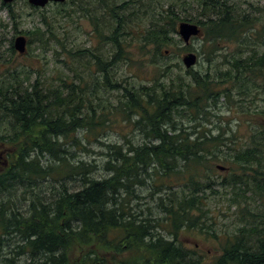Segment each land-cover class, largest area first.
I'll return each instance as SVG.
<instances>
[{"label":"trees","instance_id":"trees-1","mask_svg":"<svg viewBox=\"0 0 264 264\" xmlns=\"http://www.w3.org/2000/svg\"><path fill=\"white\" fill-rule=\"evenodd\" d=\"M73 1L59 3V10L68 12V2L83 6ZM95 1V8L102 7L106 16L90 13V20L114 54L106 58L85 50L104 72L103 89L121 91L115 101L121 105L118 111V104L99 97L100 86L87 91L64 79L63 86H47L40 78L32 82L30 71L0 57V62L10 64L4 72L0 69V148L5 155L0 164V264H264V117L252 125L247 143H226L236 139L237 129L231 127L230 136L222 126L217 134L184 127V118L199 121V116L222 98L226 102L250 95L252 77L264 67V51L246 56L242 50L216 74L188 70L189 76L177 73L174 77L165 68L164 75L170 76L172 84L164 90H156L158 77L151 80L153 85L123 87L109 69L125 57L121 36L130 15L126 10L132 4V14L136 11L142 22L137 10L145 2ZM15 2H1L13 25L9 38L6 32L2 35V40L9 41L11 53H16L14 38L18 33L28 36V50L33 35L43 46L54 36L59 40L56 26L43 12V28L19 29L21 15ZM194 2L182 0L179 5L166 0L160 8L152 7L141 34V49L152 47L154 59L171 53L169 45L178 42L173 34H178L177 24L182 20L198 23L202 37L214 48L221 41H235L240 49L246 46L257 17L233 0H197L198 15L182 14L185 5ZM0 26L7 28L3 22ZM151 50L147 48L143 54ZM242 112L246 122V109ZM259 112L264 114V110ZM111 114L133 123L146 140L141 145L128 143L126 150L122 144L103 142L108 148L103 163L106 173L98 175L99 166L76 159L72 147L89 151L84 140L99 130L105 132L112 123ZM44 158L51 161L44 163ZM217 163L233 165L231 175L217 184L232 186V197L227 199L237 206L233 212L237 226L222 232L215 228V216H209L205 208ZM157 179L184 181L183 186L193 189L160 196V215H156L152 207H140L143 195L139 188L151 180V194L159 193L163 188L157 186ZM74 182L77 185L71 186ZM250 200L259 204L252 207ZM193 228L213 231L221 252L207 259L173 240L182 230ZM24 254L22 262L19 258Z\"/></svg>","mask_w":264,"mask_h":264},{"label":"rangeland","instance_id":"rangeland-1","mask_svg":"<svg viewBox=\"0 0 264 264\" xmlns=\"http://www.w3.org/2000/svg\"><path fill=\"white\" fill-rule=\"evenodd\" d=\"M74 1L83 4V6L68 2L69 4L66 5L68 12H65L64 10H59V3H49L43 8H36L31 5L28 0H16L14 6L17 13L21 15L19 29L28 31L34 29L36 25L42 27V23H44V14L49 23L56 26V33L59 34V40L54 36L48 44L43 46L38 40L37 35H33V42L27 52L21 54L16 50V53L13 54L9 51V41L2 40V35L6 34L7 38H9V35H12L13 25L7 9L1 7L2 0H0V23L3 22L7 24L6 29L0 26V57L13 60L11 64L17 66L20 70L27 69L30 71L32 82L35 79L40 78L47 86H63L64 79L68 82L74 81L77 83L76 85L83 87L87 91H90L95 87L97 89L100 86L98 94L102 101H112L117 105L119 100H117V102L115 101L119 98L121 91L110 92L103 89L105 87V85H103L104 72L99 71L100 68L96 64L95 57L90 51L85 50L90 49L101 55V57L106 58H110L114 54V48L110 44H104L103 40L99 38L100 36L98 32L95 31L96 28L91 22L89 15L90 13L97 12L106 16V11L100 6H96L95 8V0H85L83 2L80 0ZM118 1L121 3L123 0ZM164 1L166 0H144L145 3L137 10L140 18H143L142 22L136 18V11L132 14V11L134 10L132 4H130V6L133 9L128 8V10H126V13H130V15L126 19L127 23L125 24V31L123 30L124 33L121 36L124 47L123 55L125 57L118 60L109 69L113 79L118 81L123 87L129 88L140 85H153L151 80L158 77L155 86L156 90H164L172 84L171 80H169L170 76L164 75L165 68L166 72L171 73L170 75H173L174 77L177 73L189 76L190 74L188 70H197L200 72L210 71L216 74L215 71L223 69V67L229 64V60H233L234 57L240 56V51L242 50L246 53V56L254 53L260 54L264 51V0H233L235 3H238L242 9H246L245 12L257 17L254 26L249 31L248 39H246V48L243 47L240 49L235 41H221L214 48L210 42L202 37L203 33L201 29L200 35L192 36L189 43H186L179 34H173L178 42L176 45H169L171 53H166L162 58L154 59L153 51L151 50L152 47L150 46L147 48L148 51H151L148 55H144L143 52H147V48L144 50L141 49L143 43L141 34L147 27V20L152 12L151 8L156 6H159L160 8ZM173 1L177 2L179 5V2H182V0ZM188 2L194 3L185 5L186 12H182V14L193 13L194 15H198L199 11L197 9L199 7L197 0H188ZM83 7L88 9V13ZM42 12L43 14H41ZM102 20L105 21L106 19L102 18ZM96 21L98 22L99 19ZM180 22L181 21H179L178 24ZM54 26H52V28ZM101 26L105 27V24L102 23ZM61 43H64L65 46H62ZM185 46H190V49H183ZM188 52H195L198 55L197 63L190 68L186 67L183 62V56ZM200 52L203 53L200 54ZM156 63H160L161 66L164 67L161 69L156 66ZM9 66L10 64L1 61V72H4ZM259 70V75L257 77L253 76L252 81L250 82V95L248 94L246 98H240V96L237 98L234 97V101L226 102H224V99L222 98L217 105L208 108V113L201 114L199 116V121L196 120L189 122L187 118H184V121L186 122L184 123V127L189 131L195 130L197 133L204 129H210L212 133L217 134L218 131H220V126H222V129L226 131L225 135L227 136L231 135V133H229L231 127L237 129L236 139H227L226 143L233 144L232 141H235L236 143H245L246 141L247 143L250 134L249 132L253 127L252 125H255L258 121H262L264 117V114L259 112L264 110V67ZM176 83H178V78ZM226 85H230V83ZM120 108L121 105L118 104V108L113 109L118 111ZM243 109H246V122H243V118L245 117L242 112ZM186 116L190 117V113L187 112ZM133 117V120H135L136 117ZM181 117L182 115L179 114V119H181ZM111 120L112 123L110 124V127L106 128L105 132L99 130L96 133L89 134L84 140L87 147L90 148L89 151L72 147V150L76 153V159L96 163L99 166L98 175H104L106 173L103 163L105 159H107V143L122 144L126 150L128 143L141 145L146 140L144 137L145 135L140 132V129L133 123L123 121L121 117H117L114 114H111ZM81 135H83L82 132ZM88 140H90V142ZM103 142L106 144H103ZM3 156L5 158V155ZM50 161L51 160L44 158L43 162L47 163ZM219 164L225 166V168L224 170H221L216 167V172L214 174L215 177H212V179H214L213 186L212 188L208 187V191L206 190L208 196L205 199H207L208 206L205 208L207 209L209 216H215V228L217 231L222 232L225 229L232 230L237 226L233 214L237 209V206L235 204L232 205V203L230 204L232 201L228 200L232 197V186L229 185L228 187H223L217 184V181H221L226 175H231L232 170L230 167L233 165ZM219 164L217 163L216 166ZM165 183L168 185L173 184V186L165 188ZM156 184L157 186L162 185L161 187L163 190L159 191V193L163 196L167 195L169 192H179V195L185 194L193 189L192 187L183 186L184 181L178 183V181L174 180H168L165 182L164 180L157 179ZM76 185L77 182L71 183V186ZM151 186L152 181L150 180V182H147L146 186L139 188V193L143 195L140 200V207L143 209H146L145 207H152L156 215H160L157 214V211L160 208V195L158 191H153L151 194ZM244 188L246 189V186H244ZM215 190L217 192L214 193L213 191ZM199 193L202 195V192ZM135 204L136 200L133 201V205ZM229 204L231 205L230 208ZM250 204L254 207L259 203L258 201L250 200ZM25 205L26 204H23V207H25ZM212 232H201L197 228L182 230L180 233V239H182V241L191 249H198L199 253L207 259H211L221 252L220 240L212 237ZM224 237L225 234L223 233L220 238L223 239ZM20 256L21 258H19V260L22 261L24 260V257H26L25 255Z\"/></svg>","mask_w":264,"mask_h":264},{"label":"water","instance_id":"water-1","mask_svg":"<svg viewBox=\"0 0 264 264\" xmlns=\"http://www.w3.org/2000/svg\"><path fill=\"white\" fill-rule=\"evenodd\" d=\"M5 3H13L15 0H2ZM67 0H28V2L35 6L43 8L49 3H63ZM178 34L186 42L189 43L192 36H198L201 33V27L198 23L191 21H181L177 26ZM15 49L23 54L28 50V38L24 34H18L14 38ZM198 61V55L195 52H188L183 56V62L186 67L190 68L194 66ZM3 152L0 149V164L4 161ZM218 169L224 170L225 166L219 164Z\"/></svg>","mask_w":264,"mask_h":264},{"label":"flooded vegetation","instance_id":"flooded-vegetation-1","mask_svg":"<svg viewBox=\"0 0 264 264\" xmlns=\"http://www.w3.org/2000/svg\"><path fill=\"white\" fill-rule=\"evenodd\" d=\"M159 195L160 196H162V194L161 193H159ZM173 240L174 241H178V242H180V243H182L183 245H185V246H187L183 241H182V239H180V235H179V238L177 239V238H173ZM177 242V243H178ZM188 247V246H187ZM190 248V247H189ZM192 250H194L195 252H196V254H201V253H199V251H198V249H192ZM25 255V254H24ZM26 256V255H25ZM25 258V257H24ZM22 262H24V260L22 261Z\"/></svg>","mask_w":264,"mask_h":264}]
</instances>
